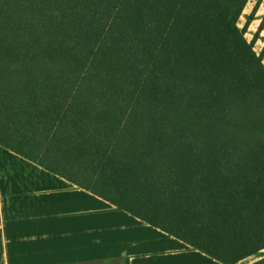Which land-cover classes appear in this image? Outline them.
I'll return each instance as SVG.
<instances>
[{"label": "trees", "instance_id": "trees-1", "mask_svg": "<svg viewBox=\"0 0 264 264\" xmlns=\"http://www.w3.org/2000/svg\"><path fill=\"white\" fill-rule=\"evenodd\" d=\"M249 1L0 0V146L224 264L264 257Z\"/></svg>", "mask_w": 264, "mask_h": 264}, {"label": "crops", "instance_id": "crops-1", "mask_svg": "<svg viewBox=\"0 0 264 264\" xmlns=\"http://www.w3.org/2000/svg\"><path fill=\"white\" fill-rule=\"evenodd\" d=\"M0 264L224 263L0 146Z\"/></svg>", "mask_w": 264, "mask_h": 264}, {"label": "rangeland", "instance_id": "rangeland-1", "mask_svg": "<svg viewBox=\"0 0 264 264\" xmlns=\"http://www.w3.org/2000/svg\"><path fill=\"white\" fill-rule=\"evenodd\" d=\"M254 15L255 19L247 26L246 16ZM264 0H250L244 10V16L239 21L241 28H247L245 34L249 42L253 43L257 54L261 55L264 60ZM258 38H255V35Z\"/></svg>", "mask_w": 264, "mask_h": 264}]
</instances>
